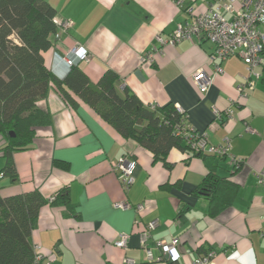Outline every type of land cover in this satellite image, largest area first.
Here are the masks:
<instances>
[{
	"label": "crops",
	"instance_id": "1",
	"mask_svg": "<svg viewBox=\"0 0 264 264\" xmlns=\"http://www.w3.org/2000/svg\"><path fill=\"white\" fill-rule=\"evenodd\" d=\"M45 1L57 20L72 22L43 54L55 78L63 80L72 69L67 71L58 57L78 44L90 60L75 66L91 86H97L105 72L114 73L119 87L142 105L179 107L184 123L206 134L209 144L229 137V152L243 164L232 171L222 158L172 148L167 168L134 140L123 138L74 93L68 91L71 106L51 86L36 104L49 124L35 129L28 148L13 153L15 178H0L3 197L37 191L49 202L61 191L68 196L67 204L50 202L39 209L30 237L42 255L37 264H124L125 259L163 264L147 262L140 244L145 226L154 220L158 225L145 245L155 257L158 241L175 239L181 255L177 264L209 254L215 264H264V192L256 178L264 169V68L258 70L261 80L240 96L245 65L237 56L229 57L202 96L190 77L198 69L211 70L213 44L195 37L174 46L161 44L187 19V7L200 14L211 0H183L181 8L171 0ZM152 51L150 62L146 57ZM229 108L231 118H215L214 110L223 114ZM5 144L0 136V171ZM122 157L137 163L127 191L113 170ZM211 170L235 186L232 203L215 216L207 198L194 193ZM120 203L131 208L121 209L116 206ZM137 206L142 207L139 212L133 208ZM121 234L128 236L125 250L115 246Z\"/></svg>",
	"mask_w": 264,
	"mask_h": 264
},
{
	"label": "trees",
	"instance_id": "2",
	"mask_svg": "<svg viewBox=\"0 0 264 264\" xmlns=\"http://www.w3.org/2000/svg\"><path fill=\"white\" fill-rule=\"evenodd\" d=\"M55 19V9L45 0H0V136L6 141L0 176L15 178L13 153L28 148L35 129L49 124L48 115L36 104L51 86L71 106L74 100L68 91L74 93L123 138L134 140L155 161L170 168L166 156L172 148L189 150L175 134L183 115L173 104L162 108L142 105L128 89L119 87V78L110 71L97 86H91L77 66L63 80L55 78L43 57L53 46ZM194 193L207 198L210 214L215 216L230 206L235 186L211 170ZM50 202L67 204L68 196L61 191L48 202L37 191L8 197L0 194V264H36L31 232L39 209Z\"/></svg>",
	"mask_w": 264,
	"mask_h": 264
},
{
	"label": "built area",
	"instance_id": "3",
	"mask_svg": "<svg viewBox=\"0 0 264 264\" xmlns=\"http://www.w3.org/2000/svg\"><path fill=\"white\" fill-rule=\"evenodd\" d=\"M178 7H182L183 0H171ZM187 19L177 24L173 33L161 44L174 46L184 40H191L193 37L199 40H206L213 44L214 51L209 56V61L213 65L207 72L201 68L196 70L190 77L191 83L200 95H204L213 84L214 79L223 73L220 63L229 57L237 56L245 65L246 77L243 84L238 88L240 96L244 95L245 88L253 89L255 84L261 80L262 73L258 70L264 68V31L261 25L264 23V0H211L206 10L200 14H194V9L189 6L185 9ZM57 32L53 37L56 41L71 28L70 20L55 19ZM153 53L149 52L146 60L152 61ZM60 62L69 71L71 67L80 61L88 62L90 55L88 52L76 44L65 57H58ZM236 102V101H235ZM233 102L232 105L235 104ZM153 108V107H151ZM177 111L183 115V111L176 107ZM215 118L221 120V116L229 119L233 115L232 108L220 114L214 110ZM246 130L250 131L249 126ZM175 134L183 139L191 153L195 155L208 154L227 161L232 171L239 168L243 161L234 157L229 151L231 148L229 137H225L222 142L211 145L206 140V134H199L188 127L184 121L175 128ZM136 161L128 158H120L113 166V170L122 186L127 191L134 181V170ZM2 177V176H0ZM256 178L264 192V169L256 173ZM121 209L131 208L130 204L120 203L116 205ZM136 212L141 210V206L133 207ZM158 225L156 220L149 222L141 233L140 244L144 249L146 261L149 263H164L165 261L175 264L180 260V253L177 248V240L170 242L158 241L156 243L159 254L155 257L153 252L146 247V242L150 238L151 231ZM128 236L121 234L115 242V246L121 249L127 248ZM34 261L39 263L42 255L33 246ZM124 264H134V261L125 259ZM190 264H215L213 255L200 256Z\"/></svg>",
	"mask_w": 264,
	"mask_h": 264
},
{
	"label": "water",
	"instance_id": "4",
	"mask_svg": "<svg viewBox=\"0 0 264 264\" xmlns=\"http://www.w3.org/2000/svg\"><path fill=\"white\" fill-rule=\"evenodd\" d=\"M72 68V67H71ZM11 136H13V134H11Z\"/></svg>",
	"mask_w": 264,
	"mask_h": 264
}]
</instances>
